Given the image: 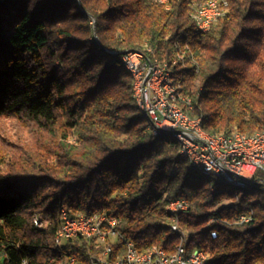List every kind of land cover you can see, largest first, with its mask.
<instances>
[{"label":"trees","instance_id":"obj_1","mask_svg":"<svg viewBox=\"0 0 264 264\" xmlns=\"http://www.w3.org/2000/svg\"><path fill=\"white\" fill-rule=\"evenodd\" d=\"M201 1L0 0V120L43 137L35 154L0 155V264L99 253L86 241L53 251L61 208L118 219L138 252H172L175 199L189 203L178 214L187 250L208 252V264H264V181L189 173L177 142L153 134L137 108L121 59L137 51L166 62L178 104L208 134L264 132V0H226L205 32L191 17ZM124 251L118 238L110 257Z\"/></svg>","mask_w":264,"mask_h":264},{"label":"built area","instance_id":"obj_2","mask_svg":"<svg viewBox=\"0 0 264 264\" xmlns=\"http://www.w3.org/2000/svg\"><path fill=\"white\" fill-rule=\"evenodd\" d=\"M219 3H224V0H215L212 11L204 12L202 20H197L196 28L198 30L205 32L216 22L219 18ZM122 55H125L126 61L136 69L141 92L144 94L143 102L149 113L153 115L156 131L177 130L183 136L186 148H190L191 154L194 156L193 169L209 167L220 176L234 178V180L244 183L254 182L258 174L264 175V133L260 139H235L234 137L223 139V143H226V151L216 153L214 151L215 140L204 139L198 133V124L185 125L173 111L162 109L160 99L155 95V80L163 76L155 75V69L149 65L147 56L137 51H126ZM263 181L264 179L261 178L255 180V182ZM168 207L176 211V218H169L171 227L182 231L178 214L187 210L189 203L182 199L179 203H173ZM238 220L244 221V215H241ZM39 223H44V220H39ZM118 225V219L105 214L72 215L68 212V227L60 237L62 238V245L63 247L67 245V234L79 233V241L103 243V251L90 255L94 258L95 264H165V249L163 248H158V258H155V262H147V258L133 257L135 246L131 241L121 237L117 230ZM118 238H121L125 251L121 255L110 257L113 245ZM208 260L206 251L198 248L187 250L185 243H183L179 257L173 258V264H202ZM66 261L79 264L75 263V257H68L67 252ZM54 263V257H52L51 264Z\"/></svg>","mask_w":264,"mask_h":264},{"label":"bare ground","instance_id":"obj_3","mask_svg":"<svg viewBox=\"0 0 264 264\" xmlns=\"http://www.w3.org/2000/svg\"><path fill=\"white\" fill-rule=\"evenodd\" d=\"M155 2L167 5L169 0H153ZM215 0H202L199 4L194 5L192 12V20L196 26L197 20H202V15L204 12L212 11L213 3ZM226 6V0L224 3H219L218 6V17H220L224 12V7ZM122 63L126 71L131 75L132 78V96L135 101L137 108L146 116L148 124L150 125L153 134L165 133L170 135L179 146V153L185 157L188 166V172L194 175H202L209 178L211 181H218L228 186H236L241 183L239 180H234V178H227L220 176L217 172H214L213 169L209 167H200V169H193L194 167V156L191 154V149L186 148V142L183 136L177 130H157L156 131V123L153 119V115L149 113L146 105L144 104V94L141 92V85L138 82V74L136 69L131 63L126 61L125 55L121 57ZM148 63L155 69V75H162V78H158L155 80V95L158 99H160V104H162V109H167V111H173L178 117L181 118V121L185 125L198 124V133H200L204 139L207 140H215L214 142V151L216 153H223L226 151V143H223V139H229L230 137H234L235 139H260L264 132H256L252 135L242 134V133H232L229 135L225 134H217L210 135L205 132L201 125L200 118H194L189 116L178 104L177 100L180 99L178 93L176 92V87L173 84L170 70L166 62L157 60L156 58L149 59L147 57ZM169 90H168V88ZM261 183V182H260ZM182 199L171 200L166 206V212L170 215V218H176V211L173 208H169L173 203H179ZM43 219L44 223H39V220ZM32 224L40 230H43L47 227L49 221L47 218L41 217L39 215H34L32 217ZM249 218L244 215V221L238 220L240 223L248 221ZM170 230L174 233L178 238V243L172 252H168L165 250V264H173V258L179 257L182 244L185 243V249H187V236L183 231L171 227V224L168 223ZM68 227V211L64 208H61L59 211V228L54 235V246L53 251L57 253V251H61L63 248L62 238H60ZM210 237L215 238L216 232L211 231ZM75 241H79V233H72L66 235V242L74 243ZM95 246H103V243H93ZM158 246H153L147 251L138 252L136 248L133 250V257L139 258H147V262H155V258H158ZM103 251V248L102 250ZM100 251V252H101ZM68 253V252H67ZM54 257V264H73V261H66V252L57 253ZM68 257H75L74 255L68 253ZM207 257H209V253L207 252ZM52 257L48 259L46 264H51ZM66 261V262H65ZM75 263L79 264H95L94 258L90 255L87 257L85 261L77 259L75 257ZM23 264H26L25 261ZM142 264H150V263H142ZM202 264H208V262H202Z\"/></svg>","mask_w":264,"mask_h":264},{"label":"rangeland","instance_id":"obj_4","mask_svg":"<svg viewBox=\"0 0 264 264\" xmlns=\"http://www.w3.org/2000/svg\"><path fill=\"white\" fill-rule=\"evenodd\" d=\"M42 139L43 137H41ZM41 140L38 133L29 131L27 127L15 119L4 117L0 120V155L9 153L11 156L17 157L20 154L26 156L35 154L36 145ZM258 177H263L264 179V175L258 174L256 178ZM228 202L229 200L224 197L216 206L227 204Z\"/></svg>","mask_w":264,"mask_h":264}]
</instances>
